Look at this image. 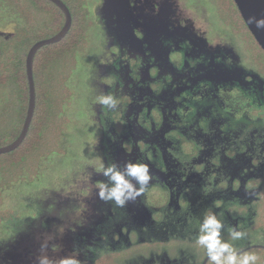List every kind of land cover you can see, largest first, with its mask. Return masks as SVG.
<instances>
[{"label": "flooded vegetation", "instance_id": "1", "mask_svg": "<svg viewBox=\"0 0 264 264\" xmlns=\"http://www.w3.org/2000/svg\"><path fill=\"white\" fill-rule=\"evenodd\" d=\"M97 1L113 103L99 116L105 166L96 213L72 216L71 260L210 264L198 240L215 216L222 242L264 264V56L228 34L236 49L214 46L172 0H125L124 10L119 0ZM15 35L0 31V59ZM130 163L148 166L146 184L127 174ZM113 165L132 185L123 204L100 196V184L115 186L104 174Z\"/></svg>", "mask_w": 264, "mask_h": 264}, {"label": "rangeland", "instance_id": "2", "mask_svg": "<svg viewBox=\"0 0 264 264\" xmlns=\"http://www.w3.org/2000/svg\"><path fill=\"white\" fill-rule=\"evenodd\" d=\"M85 1L93 7V11L100 3L97 0ZM124 1L119 0L121 10L125 9ZM165 1L157 0L161 3ZM172 1L177 16L189 20L196 30L204 31L214 46L235 48L231 36L215 32L216 23L209 10L212 8L209 0ZM129 4L125 11L133 13V3ZM100 12L103 19L101 8ZM6 19L0 17V31L16 33L15 25L2 26ZM94 26L93 30L91 27L92 43L88 54L78 57L79 70L74 75V97L68 111L71 119L57 147L59 149L43 162L42 170L27 169L28 181L11 192L10 202L16 204L22 218L7 222L0 228V264L73 262L68 246L72 245L71 238L77 227L73 225L72 216L83 218L84 212L85 215L96 213L93 206L97 204L99 195L95 182L96 176L101 173L97 170L105 166L99 116L101 101L107 92L104 80L109 78L108 68H112V60L105 54L109 41L102 51L101 27ZM216 28L221 29L218 24ZM2 105L0 99V113ZM31 213L37 216L30 218ZM86 220L83 222L86 223Z\"/></svg>", "mask_w": 264, "mask_h": 264}, {"label": "trees", "instance_id": "3", "mask_svg": "<svg viewBox=\"0 0 264 264\" xmlns=\"http://www.w3.org/2000/svg\"><path fill=\"white\" fill-rule=\"evenodd\" d=\"M72 15L68 34L58 43L42 47L34 59L36 108L24 142L14 151L0 154V228L20 219L11 192L28 180L27 169L42 170L43 162L57 148L70 122L69 108L74 97V75L79 55L88 54L93 7L85 0H61ZM213 20L221 32L231 35L252 51L264 56L247 27L235 0H209ZM43 3L45 5H42ZM0 17L15 25L16 35L4 44L6 58L0 59V148L13 144L21 135L27 117L30 88L26 59L39 41L57 35L66 23L63 11L49 0H0ZM5 101V102H4ZM7 121V122H6ZM30 218L36 216L31 213Z\"/></svg>", "mask_w": 264, "mask_h": 264}, {"label": "clouds", "instance_id": "4", "mask_svg": "<svg viewBox=\"0 0 264 264\" xmlns=\"http://www.w3.org/2000/svg\"><path fill=\"white\" fill-rule=\"evenodd\" d=\"M102 103L108 105L113 103L111 97L102 98ZM106 176L115 182V186L106 191V185L100 184V196L102 198H115L117 203L123 204L125 199L132 196V185L120 171H117L115 166H111L104 170ZM127 174L136 177L140 183L146 184L149 179V168L146 164L130 163L127 166ZM143 190V189H142ZM221 222L215 216H208L201 228L203 233L198 243L207 249L210 257V264H255L258 257L255 254H243L238 256L235 250L228 244L222 242L220 238ZM242 233H233L234 239H239ZM227 253V255H225ZM63 264H74L72 261H64Z\"/></svg>", "mask_w": 264, "mask_h": 264}, {"label": "water", "instance_id": "5", "mask_svg": "<svg viewBox=\"0 0 264 264\" xmlns=\"http://www.w3.org/2000/svg\"><path fill=\"white\" fill-rule=\"evenodd\" d=\"M57 5L66 16L63 29L54 37L37 42L29 51L26 60V71L30 88V100L24 128L19 138L11 145L0 148V154L16 150L26 139L36 108V89L34 81V59L37 52L44 46L60 42L72 26V15L61 0H49ZM247 27L259 46L264 50V0H235Z\"/></svg>", "mask_w": 264, "mask_h": 264}]
</instances>
